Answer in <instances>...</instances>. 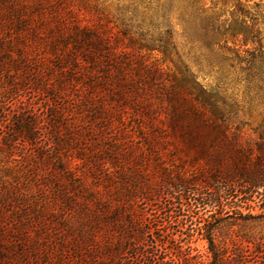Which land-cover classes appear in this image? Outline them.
Returning <instances> with one entry per match:
<instances>
[{
  "label": "trees",
  "instance_id": "obj_1",
  "mask_svg": "<svg viewBox=\"0 0 264 264\" xmlns=\"http://www.w3.org/2000/svg\"><path fill=\"white\" fill-rule=\"evenodd\" d=\"M196 2L182 18L218 23ZM172 4L144 30L132 5L112 26L69 0H0V264H256L264 254V237L247 234L264 219L251 205L264 210V118L244 117L264 104L199 80L174 41ZM161 194L162 208L140 206ZM173 223L183 231L167 232L165 256L146 247ZM194 233L207 259L185 247Z\"/></svg>",
  "mask_w": 264,
  "mask_h": 264
},
{
  "label": "rangeland",
  "instance_id": "obj_2",
  "mask_svg": "<svg viewBox=\"0 0 264 264\" xmlns=\"http://www.w3.org/2000/svg\"><path fill=\"white\" fill-rule=\"evenodd\" d=\"M194 0H173L170 24L174 31V41L179 52L183 54V60L194 71L199 80L204 83L225 86L230 92L237 94L239 100L247 104H264V0H197V7L202 6L208 13L217 15L218 23L210 26L194 17L182 18L178 9L186 5H192ZM70 8L80 10L79 15L86 18L98 17L109 20L114 25L120 5H132L137 7L134 13V25H141L144 30H153L151 22L162 21L156 15V8L163 5L169 6L170 0H88L90 11L83 10V0H69ZM149 7L151 8L149 10ZM128 16H132L129 14ZM127 16V17H128ZM159 18V19H157ZM219 30L224 34L219 41L212 32ZM216 29V30H215ZM261 87L262 89H260ZM264 107H255L251 115L244 117L249 119L253 126L259 125L264 118ZM167 198L161 194L156 201H140V206L146 212H151L157 206L165 205ZM253 213H263L264 210L257 203H251ZM165 209L157 212L158 219L167 218ZM183 231L182 225L173 223L171 227L163 230H155L154 236L149 232L147 241L149 248L154 243L160 247L161 256L167 253L165 248L169 237L167 232L178 236ZM264 237V219L260 225L250 228L247 234ZM244 234V233H242ZM219 238L216 239L218 241ZM162 242L165 245H162ZM190 246L193 255H201L207 259V243L200 235L185 240V247ZM158 253V252H157ZM132 254L129 258H132ZM157 257L149 258L151 264H155ZM256 264H264V254L258 253L253 257ZM144 259L138 256L136 264H143Z\"/></svg>",
  "mask_w": 264,
  "mask_h": 264
}]
</instances>
